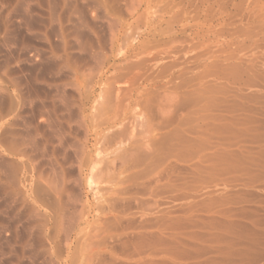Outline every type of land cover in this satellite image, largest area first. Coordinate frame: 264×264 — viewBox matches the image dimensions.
Returning <instances> with one entry per match:
<instances>
[{
  "label": "rangeland",
  "instance_id": "rangeland-1",
  "mask_svg": "<svg viewBox=\"0 0 264 264\" xmlns=\"http://www.w3.org/2000/svg\"><path fill=\"white\" fill-rule=\"evenodd\" d=\"M0 117V264H264V0H0Z\"/></svg>",
  "mask_w": 264,
  "mask_h": 264
},
{
  "label": "bare ground",
  "instance_id": "bare-ground-1",
  "mask_svg": "<svg viewBox=\"0 0 264 264\" xmlns=\"http://www.w3.org/2000/svg\"><path fill=\"white\" fill-rule=\"evenodd\" d=\"M107 92V91H106ZM109 92V91H108ZM109 95V94H108ZM61 97V96H60ZM50 99V98H49ZM58 99V98H57ZM60 99V98H59ZM58 99V100H59ZM10 100H12V99H10ZM52 100V99H51ZM66 100V99H65ZM13 101V100H12ZM16 101V100H15ZM24 101V100H23ZM11 103V102H10ZM67 103V102H66ZM72 104V103H71ZM65 105V104H64ZM12 106H14L13 104H12ZM49 107H51V106H49ZM14 108V107H13ZM12 108V109H13ZM40 108V107H39ZM45 108V107H44ZM62 108V107H61ZM11 109V108H10ZM47 109V108H46ZM65 110V109H64ZM41 111V110H40ZM54 111V110H53ZM48 112V111H47ZM68 112V111H67ZM66 112V113H67ZM70 112V111H69ZM13 113V112H12ZM42 113H44L43 111H42ZM44 115V114H43ZM46 115H48V114H46ZM41 116V115H40ZM50 116H53V114L52 115H50ZM57 115L55 114V117H56ZM68 116H70V115H68ZM46 117V116H45ZM112 117V116H111ZM116 117V116H115ZM118 117V118H117ZM117 119H119V114L117 115ZM1 118V117H0ZM48 118V117H47ZM52 118V117H51ZM50 118V119H51ZM62 118V117H61ZM67 118H69V117H67ZM71 119V118H70ZM117 119H114L113 118V120L112 119H110V118H106V120L105 121H102L101 120V122H104V124H106L107 126H112L116 121L118 122V120ZM57 120V119H56ZM48 121V123L51 121V120H47ZM53 121V120H52ZM59 121V120H58ZM41 122V121H40ZM44 122H46V120L44 121ZM60 122V121H59ZM68 122H69V120H68ZM53 123H55V122H53ZM63 123V122H62ZM72 123V122H71ZM94 123V122H93ZM29 124H31V123H29ZM28 124V125H29ZM46 124V123H45ZM51 124V123H50ZM61 124V123H60ZM59 124V125H60ZM96 124H99V125H96L97 127H99L100 126V122L99 123H96ZM26 126V125H25ZM32 126V125H31ZM30 126V127H31ZM46 126V125H45ZM44 126V127H45ZM47 126H48V124H47ZM95 126V128L94 129H96V130H93V131H95V133L97 134L98 133V128ZM101 126H103V125H101ZM41 127V126H40ZM61 127V126H60ZM69 127V126H68ZM71 127V126H70ZM27 128V127H26ZM26 128H25V130H26ZM49 128V127H48ZM50 128H52L51 126H50ZM54 128V127H53ZM52 128V129H53ZM104 128V127H103ZM111 127H109V129H110ZM63 129V128H62ZM61 129V130H62ZM72 129V128H71ZM106 130V129H105ZM104 130V131H105ZM49 131L50 132H53V130H51V129H49ZM68 131V130H67ZM34 132V131H33ZM62 132V131H61ZM102 132V131H101ZM55 134V133H54ZM54 134L52 135V134H50V135H52V136H54ZM70 134V133H69ZM72 134V133H71ZM102 134H104V132H102ZM101 134V135H102ZM113 135H114V133H112ZM110 135V138L109 139H112V140H110V142H112V144H113V142H115V141H113L114 139H113V137H111V136H113V135ZM115 134H116V132H115ZM49 135V134H48ZM48 135L46 136V134H44L43 132H42V130L41 131H39V128H38V130H35V132H34V134L33 133H31V132H28V133H26L25 134V136L23 137V138H21V140L19 139V141L17 142V141H15L16 143H13L14 141H12V142H10V144H9V146L8 147H6L7 149H6V154H8V155H10V157H14V158H16L19 162H25V160L26 159H28V157H26V149H27V147L28 146H31V147H34V146H36L37 145V141H36V139H38L37 138V136L38 137H40L39 139L41 140V141H43L44 143H46V142H50V141H48ZM56 135V134H55ZM57 135L58 136H54V137H57V139H60L61 140V138H59V135H61V134H59V131H58V133H57ZM67 135H68V132H67ZM98 136L97 137H99V135H100V133L99 134H97ZM105 135V134H104ZM116 135H119V133L118 134H116ZM13 136V135H12ZM62 136H64V134L62 135ZM61 136V137H62ZM69 136V135H68ZM71 136V135H70ZM106 136V135H105ZM11 137V136H10ZM67 137V136H66ZM72 137V136H71ZM96 137V138H97ZM104 137V136H103ZM102 137V138H103ZM119 137V136H118ZM118 137H114L115 139H117ZM36 138V139H35ZM63 138V137H62ZM107 138V137H106ZM122 138V137H121ZM104 139H105V137H104ZM108 139V140H109ZM51 140H52V137H51ZM98 140V139H97ZM118 140V139H117ZM121 140V139H120ZM59 141V140H58ZM39 142V141H38ZM61 142L62 141H59V143L61 144ZM72 142V141H71ZM118 142V141H117ZM117 142H115L114 144H116ZM120 142V141H119ZM40 143V142H39ZM57 144V143H56ZM67 144V143H66ZM79 144V143H78ZM109 144H111V143H109ZM111 144V145H112ZM6 145V144H5ZM39 145V144H38ZM37 145V146H38ZM58 145V144H57ZM69 145V143L67 144V146ZM110 145V146H111ZM3 146V145H2ZM45 146V145H44ZM113 146V145H112ZM81 147V146H80ZM3 148V147H2ZM44 148V147H43ZM46 148H47V146H46ZM68 148V147H67ZM79 148V147H78ZM30 149H32V148H30ZM38 150H39V148H37ZM42 149V148H41ZM41 149H40V151H41ZM70 149V148H69ZM28 150V149H27ZM48 150V149H47ZM29 151V150H28ZM45 151V150H44ZM50 151H52V150H50ZM54 151V150H53ZM52 151V152H53ZM83 151L84 150H82V148H80V151L78 150V154H79V163H77V164H79L80 166L79 167H83V166H85V167H87V165H88V162L85 160V156H86V154H85V156L83 157V155H84V153H83ZM36 152V151H35ZM41 153V152H40ZM39 153V154H40ZM48 153H50V152H48ZM47 153V154H48ZM68 153V152H67ZM133 153V152H132ZM132 153H127V154H132ZM38 154V153H37ZM62 154V153H61ZM124 153H121V155H123ZM64 155V154H63ZM117 154H115L114 156H116ZM47 156V155H46ZM66 156V155H65ZM126 156V155H125ZM124 155L122 156V158H124L125 157ZM128 156V155H127ZM131 156V155H130ZM30 157V156H29ZM42 157V156H41ZM64 157V156H63ZM76 157H77V155H76ZM120 157V164L122 165V166H125V164H126V162H122L123 160H121V156H119ZM119 157H117V158H119ZM33 158V157H32ZM48 158V157H47ZM56 158V157H55ZM116 158V159H117ZM57 159V158H56ZM30 160H31V158H30ZM58 161V160H57ZM124 161H126V160H124ZM11 162V164H9V161H8V164L9 165H11V169L13 170V171H11V173H12V175H11V178H12V180L15 182V183H18V184H22V182H25V179H26V175H25V173L26 172H29V171H27V168H21L20 169V167L18 168L16 165H14L13 163H15V162H13L12 163V161H10ZM33 162V161H32ZM128 162V161H127ZM112 163V162H111ZM125 163V164H124ZM19 164V163H18ZM17 164V165H18ZM22 164V163H21ZM115 165V162L114 163H112V165ZM124 164V165H123ZM13 165V166H12ZM22 165H24V164H22ZM111 165V166H112ZM34 166H36V165H34ZM34 166H33V168H34ZM57 166V165H56ZM60 166V165H59ZM64 166V165H63ZM53 167V166H52ZM61 167V166H60ZM55 168V167H54ZM53 168V169H54ZM116 168V167H115ZM115 168H114V170H115ZM57 169V168H56ZM55 169V170H56ZM59 169V168H58ZM57 169V170H58ZM80 169V168H79ZM34 170H38V169H34ZM108 170H111V169H109L108 168ZM22 171V172H21ZM81 171V170H80ZM105 171V170H104ZM59 172V174L61 175V172L60 171H58ZM103 172V171H102ZM109 172V171H108ZM37 173V172H36ZM97 173H98V171H97ZM99 173H101L100 171H99ZM105 173H107V172H105ZM27 174V173H26ZM39 174H40V172H39ZM38 174V176H41V175H39ZM56 174L57 175H59L58 173H57V171H56ZM56 174H54V175H56ZM103 174V173H102ZM32 175V174H31ZM64 175V174H63ZM44 176L45 175H43V177L41 178V177H36V178H39L42 182H45V184L44 185H47V186H50V183H51V181L50 180H52V179H50V178H48V179H50V180H47V176H46V178H44ZM59 177V176H58ZM54 178H56L55 176H54ZM61 178H62V176H61ZM38 179V180H39ZM45 179V181H43ZM57 179V178H56ZM59 179H60V177H59ZM66 179V178H65ZM62 180V179H61ZM30 181V180H29ZM36 181V180H35ZM50 181V182H49ZM53 182L55 181V180H52ZM58 181V180H57ZM56 181V183L55 184H57V186L61 183L60 181L59 182H57ZM34 182V181H33ZM48 184H47V183ZM39 183V182H38ZM59 183V184H58ZM66 183V182H65ZM40 184V183H39ZM52 184L53 183H51V186L50 187H52ZM62 184V183H61ZM24 185V184H23ZM22 186V185H21ZM40 186H42V185H40ZM56 186V187H57ZM18 187V186H17ZM24 187H25V185H24ZM32 187H35V186H32ZM50 187H48V189L50 188ZM54 187V186H53ZM61 187V186H60ZM60 187H57V188H60ZM37 188V187H36ZM61 188H63V187H61ZM60 188V189H61ZM23 189V188H22ZM40 189H42V188H39L38 189V192L40 191ZM46 189V188H45ZM52 188H50V191L52 192V190H51ZM67 189V188H66ZM36 190V189H35ZM34 189H33V191H35ZM47 190V189H46ZM56 190V189H55ZM63 189H61V191H62ZM13 191H15V190H13ZM42 192H43V190H41ZM54 191V190H53ZM60 190H58V191H54V193H55V195H56V197L57 198H55L56 200H58V199H61V198H59L60 196H61V192H59ZM21 192V191H20ZM25 192V191H24ZM42 192H40V193H42ZM44 192H45V190H44ZM66 192V191H65ZM23 192H21L20 194H22ZM34 193V192H33ZM36 194L35 195H37L38 193L37 192H35ZM47 193V192H46ZM50 193V192H49ZM48 193V194H49ZM62 193H64V192H62ZM15 194V193H14ZM23 194H25V193H23ZM69 194V193H68ZM40 195V194H39ZM16 196V195H15ZM19 196V195H18ZM32 196H33V194H32ZM71 196V195H70ZM40 196H38V198H36V199H40L39 198ZM33 198V197H32ZM35 198V197H34ZM43 198H44V195H43ZM47 198V197H46ZM51 198H53V197H51ZM65 198V197H64ZM50 199V198H49ZM67 199V198H66ZM41 200V199H40ZM44 200V199H43ZM62 200H63V198H62ZM70 200V199H69ZM39 201V200H38ZM46 201V200H45ZM51 201V200H50ZM64 201H65V199H64ZM66 201H68V200H66ZM34 202V201H33ZM41 202V201H40ZM52 202H54V201H52ZM62 202V201H61ZM42 203V202H41ZM40 203V204H41ZM44 203V202H43ZM63 203V202H62ZM69 203H71V202H69ZM38 204V203H37ZM39 204V205H40ZM54 204H56V203H54ZM64 204V203H63ZM62 204V205H63ZM42 205H46V206H49V207H52V206H50V205H47V204H42ZM57 205H60L59 203L57 204ZM65 205V204H64ZM68 205V204H67ZM53 207H55V206H53ZM58 207H60V206H58ZM58 207H57V209H58ZM40 208V207H39ZM67 208H68V206H67ZM41 209V208H40ZM56 209V208H55ZM34 210V209H33ZM84 210V209H83ZM46 211V210H45ZM60 211V210H59ZM59 211H57V212H59ZM30 212H31V210H30ZM36 212V211H35ZM39 212V211H38ZM47 212V211H46ZM80 212V211H79ZM49 213V212H48ZM81 213V212H80ZM36 214V213H35ZM34 214V215H35ZM38 214V213H37ZM63 214V213H62ZM83 214V213H82ZM41 215V214H40ZM59 215V214H58ZM57 215V216H58ZM83 216V215H82ZM63 218H64V216H63ZM43 219V218H42ZM42 221V220H41ZM55 221H57V220H55ZM73 221V220H72ZM97 222V221H96ZM94 223H95V221H94ZM48 224V223H47ZM93 224V223H92ZM91 224V225H92ZM95 224H97V223H95ZM43 225H45V223H43L42 224V226ZM98 225V224H97ZM100 225V224H99ZM47 226V225H46ZM63 226V225H62ZM66 226V225H65ZM94 226V225H93ZM92 226V227H93ZM96 226V225H95ZM41 227V226H40ZM45 227V226H44ZM43 227V228H44ZM60 227V226H59ZM67 227V226H66ZM92 227H91V229H92ZM48 228V227H47ZM73 228V227H72ZM94 228V227H93ZM99 228V227H98ZM46 229V228H45ZM53 229V228H52ZM43 230V229H42ZM90 230V229H89ZM43 232V231H42ZM41 232V233H42ZM91 232H93L92 230H91ZM90 232V233H91ZM96 232V231H95ZM99 233V232H98ZM84 234H86V233H84ZM93 234V233H92ZM97 234V233H96ZM90 235V234H89ZM92 236L93 235H91L90 237H91V239H92ZM96 236V235H95ZM99 236H100V234H99ZM101 238L102 237H100V240H101ZM68 239V238H67ZM67 239H65V241H67ZM80 239V238H79ZM94 239H96V238H94ZM75 240V239H74ZM81 240V239H80ZM38 241V240H37ZM46 241H47V244H48V247L49 248H53V247H56L57 246V242L56 241H59V240H56V238H55V236H51V235H47L46 236ZM60 241H62V240H60ZM63 241H64V239H63ZM76 242H77V240H75ZM74 241V242H75ZM88 241V240H87ZM92 241V240H91ZM45 242V241H44ZM43 242V243H44ZM73 242V243H74ZM90 242V241H89ZM89 242H87V243H89ZM94 243V242H93ZM79 243L77 242V245H78ZM94 244H96V243H94ZM98 244H99V241H98ZM76 244H75V246L74 247H78ZM88 245H93V244H88ZM46 246V245H45ZM44 246V247H45ZM65 247H66V245H65ZM67 247H69V244L67 245ZM70 247H72V246H70ZM74 247H73V249H74ZM86 247V246H85ZM90 247H93V248H91V249H94V247L95 246H88L87 248L89 249V250H91L90 249ZM98 247V246H97ZM47 248V247H46ZM79 248V247H78ZM78 248H75V249H77L78 250ZM84 248V247H83ZM55 249V248H54ZM85 249V248H84ZM57 250V249H56ZM55 250V251H56ZM77 250H75V251H77ZM89 250H87V251H89ZM96 251V250H95ZM80 252H83V250L81 249V251ZM90 252V251H89ZM55 253H57V252H55ZM60 254V253H59ZM58 254V260L60 261V259H59V257H61L60 255ZM88 254H90V253H88ZM80 255H81V253H80ZM84 255H86V254H84ZM94 255H96V253H94ZM56 257V258H57ZM83 257V256H82ZM74 258V257H73ZM88 258L90 259V258H92V257H89V255H88ZM87 258V259H88ZM50 259V258H49ZM76 259H78V258H76L75 257V261H76ZM83 259H85L84 257H83ZM82 260V259H81ZM68 261V260H67ZM70 261L72 262V260H71V258H70ZM83 261V260H82ZM86 261V260H85ZM90 261V260H89ZM61 262V261H60ZM66 262V261H65ZM115 262V261H114ZM75 263V262H74ZM73 263V264H74ZM90 263H91V261H90ZM99 263H100V261H99ZM72 264V263H71ZM82 264V263H81ZM86 264V263H85ZM89 264V263H88ZM101 264V263H100Z\"/></svg>",
  "mask_w": 264,
  "mask_h": 264
}]
</instances>
